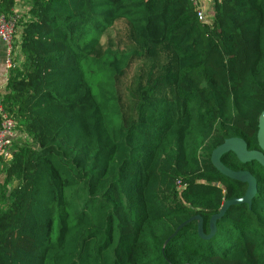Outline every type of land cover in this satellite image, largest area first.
<instances>
[{
  "label": "trees",
  "instance_id": "trees-1",
  "mask_svg": "<svg viewBox=\"0 0 264 264\" xmlns=\"http://www.w3.org/2000/svg\"><path fill=\"white\" fill-rule=\"evenodd\" d=\"M16 0H0V13ZM0 105L24 134L0 162V264H264L258 149L264 0H24ZM17 126V127H18ZM198 216L199 219L196 217Z\"/></svg>",
  "mask_w": 264,
  "mask_h": 264
},
{
  "label": "water",
  "instance_id": "water-1",
  "mask_svg": "<svg viewBox=\"0 0 264 264\" xmlns=\"http://www.w3.org/2000/svg\"><path fill=\"white\" fill-rule=\"evenodd\" d=\"M258 149H248L245 141L240 137L226 138L221 144L216 146L210 154L212 165L224 176L246 183L245 193L241 197H234L225 200L217 213L210 218L211 232L208 236H203L201 219L198 223V232L202 237H210L215 231V222L222 217L226 210L235 204L250 205L252 198L256 193V180L254 176L246 169L233 170L221 161V156L226 152H233L240 163L256 161L264 168V109L258 117V129L256 133Z\"/></svg>",
  "mask_w": 264,
  "mask_h": 264
},
{
  "label": "built area",
  "instance_id": "built-area-1",
  "mask_svg": "<svg viewBox=\"0 0 264 264\" xmlns=\"http://www.w3.org/2000/svg\"><path fill=\"white\" fill-rule=\"evenodd\" d=\"M198 21L211 24L213 20L212 0H190ZM211 7L208 8V5ZM207 10L208 14L207 15ZM21 15L11 11L8 14L0 13V40L5 46L6 66L9 68L15 61L14 59V40L16 32L19 30ZM17 123L4 108L0 105V157L7 155L13 141L18 138L16 134Z\"/></svg>",
  "mask_w": 264,
  "mask_h": 264
},
{
  "label": "crops",
  "instance_id": "crops-1",
  "mask_svg": "<svg viewBox=\"0 0 264 264\" xmlns=\"http://www.w3.org/2000/svg\"><path fill=\"white\" fill-rule=\"evenodd\" d=\"M24 0H16V3L13 7V11L18 12L21 15L24 13L26 9V5L23 3ZM14 59L15 62L19 63L22 61V53L19 49V30L16 32L15 40H14ZM9 72L8 67L6 66V60H5V46L4 43L0 40V93H2L4 86L8 80ZM18 139V138H17ZM16 139V140H17ZM14 140L13 143L16 141ZM8 158H5L4 160H7Z\"/></svg>",
  "mask_w": 264,
  "mask_h": 264
},
{
  "label": "rangeland",
  "instance_id": "rangeland-1",
  "mask_svg": "<svg viewBox=\"0 0 264 264\" xmlns=\"http://www.w3.org/2000/svg\"><path fill=\"white\" fill-rule=\"evenodd\" d=\"M210 7H211V4L208 5V8H210ZM207 15H209V14H208V10H207ZM17 126H18V125H17ZM16 131H17L16 134L18 135V139H17V140H16V141L10 146L7 155H11V152H12L13 149L15 148L17 142H18V141H23V139H24V134H23L22 130L19 128V126L17 127ZM5 158H7V157H6V156H2V157H0V162H1V160H4ZM4 161H5V160H4Z\"/></svg>",
  "mask_w": 264,
  "mask_h": 264
}]
</instances>
